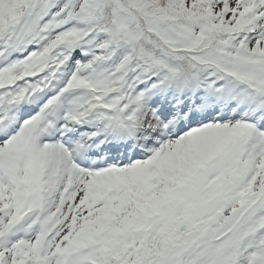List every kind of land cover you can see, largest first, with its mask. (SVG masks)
I'll return each instance as SVG.
<instances>
[{"label": "snow or ice", "instance_id": "6c2138e0", "mask_svg": "<svg viewBox=\"0 0 264 264\" xmlns=\"http://www.w3.org/2000/svg\"><path fill=\"white\" fill-rule=\"evenodd\" d=\"M0 264H264V0H0Z\"/></svg>", "mask_w": 264, "mask_h": 264}]
</instances>
